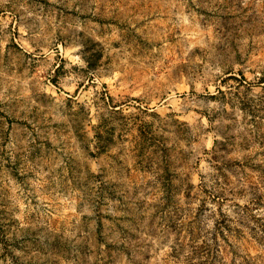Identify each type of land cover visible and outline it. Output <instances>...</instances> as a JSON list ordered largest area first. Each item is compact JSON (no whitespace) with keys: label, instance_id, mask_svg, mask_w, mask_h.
Returning <instances> with one entry per match:
<instances>
[{"label":"rangeland","instance_id":"obj_1","mask_svg":"<svg viewBox=\"0 0 264 264\" xmlns=\"http://www.w3.org/2000/svg\"><path fill=\"white\" fill-rule=\"evenodd\" d=\"M0 264H264V0H0Z\"/></svg>","mask_w":264,"mask_h":264}]
</instances>
